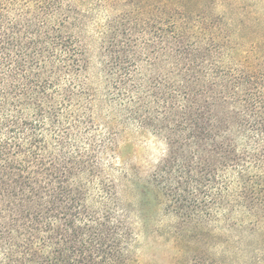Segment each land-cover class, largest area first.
Instances as JSON below:
<instances>
[{"label":"trees","instance_id":"trees-1","mask_svg":"<svg viewBox=\"0 0 264 264\" xmlns=\"http://www.w3.org/2000/svg\"><path fill=\"white\" fill-rule=\"evenodd\" d=\"M189 1L156 0L167 6L161 16L151 13L150 4L123 0V10H109L104 33L108 39L96 47L100 86L93 85V57L85 36L88 21L96 15L93 10L55 0L50 17L21 24L23 37L20 26L3 30L1 22L0 264H133L128 234L112 227L111 195L97 167L120 158L130 130H165L169 143L176 133L184 141L171 155L172 165L163 167L192 171L191 159L207 147L208 137L215 135L212 129L223 128L224 119L211 113L208 104H198L191 87L179 83L171 91L164 84L165 89L152 92L143 89L136 75L146 51L144 41L167 52L168 37L179 27L175 15L188 14L176 6L185 8ZM126 6L138 21L122 29L117 21L128 15ZM169 13L175 17L166 23ZM197 13L206 15L201 9ZM142 20H157L159 25L151 32V24L139 26ZM219 20L224 22L223 17ZM212 47L215 50L205 48L193 35L185 53L173 52L187 58L188 70L215 87L216 62L207 55ZM235 79L240 86L246 77L239 73ZM183 80L190 82L193 76ZM188 90L193 97L182 98ZM182 114H187L184 123L170 126V120ZM216 136L223 138V131ZM192 138L196 141L190 142ZM95 187L101 194L95 195ZM83 219H96L97 231L79 227L76 223Z\"/></svg>","mask_w":264,"mask_h":264},{"label":"rangeland","instance_id":"rangeland-1","mask_svg":"<svg viewBox=\"0 0 264 264\" xmlns=\"http://www.w3.org/2000/svg\"><path fill=\"white\" fill-rule=\"evenodd\" d=\"M62 1L96 12L85 27V36L93 57L90 74L93 85L98 86L102 77L95 60L96 47L108 39L104 33L109 10H123V2L146 3L153 15L161 16L167 8L156 0ZM53 3L55 0H0V24L3 30L9 25L20 26L19 36L23 37L26 29L21 24L47 19L54 13ZM126 7L128 12L130 6ZM181 7L178 4L176 9L187 11V16L169 13L164 20L168 23L175 17L179 26L168 37L167 52L144 41L146 51L136 72L138 81L152 92L162 91L166 85L174 91L179 83L191 87L198 104H208L211 113L221 122L224 119L223 128L212 129L215 135L208 137L207 147L204 151L199 148L191 159L192 171L163 167L172 165L171 155L183 144L179 133L171 144L165 130L160 134L130 130L129 143L122 145L120 158L96 169L111 195L108 211L112 227L128 234L133 264H264V0H191ZM200 9L206 15L198 16ZM127 14L117 21L122 29L138 21ZM151 22L142 20L139 26L144 28ZM153 22L151 32L159 25L157 20ZM193 35H198L205 48L215 47L207 52L209 60L216 62L215 87L188 70L187 58L173 52L185 53ZM239 73L246 80L237 86ZM189 75L192 81L183 80ZM190 91L181 97L191 95ZM186 117L178 115L170 120V126L184 123ZM219 130L223 138H217ZM95 188V195L101 194ZM95 221L83 219L76 224L97 231Z\"/></svg>","mask_w":264,"mask_h":264}]
</instances>
